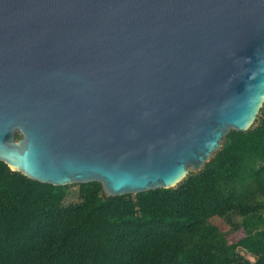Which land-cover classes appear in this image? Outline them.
<instances>
[{"label": "water", "instance_id": "water-1", "mask_svg": "<svg viewBox=\"0 0 264 264\" xmlns=\"http://www.w3.org/2000/svg\"><path fill=\"white\" fill-rule=\"evenodd\" d=\"M264 103V0H0V161L105 196L197 172Z\"/></svg>", "mask_w": 264, "mask_h": 264}, {"label": "trees", "instance_id": "trees-1", "mask_svg": "<svg viewBox=\"0 0 264 264\" xmlns=\"http://www.w3.org/2000/svg\"><path fill=\"white\" fill-rule=\"evenodd\" d=\"M0 264H264V103L169 188L105 196L97 182L40 183L0 161Z\"/></svg>", "mask_w": 264, "mask_h": 264}, {"label": "rangeland", "instance_id": "rangeland-1", "mask_svg": "<svg viewBox=\"0 0 264 264\" xmlns=\"http://www.w3.org/2000/svg\"><path fill=\"white\" fill-rule=\"evenodd\" d=\"M68 188H69V194L67 195L66 200L67 201L75 200L76 198H75L74 191L76 190V187L70 186ZM212 222L217 223L221 229L226 231L227 227H226V225L223 224V222L221 220L213 218ZM240 236H241L240 231H237L235 233H231V232L227 233V239H228V241H231V242L237 240ZM247 257H249V256H247Z\"/></svg>", "mask_w": 264, "mask_h": 264}]
</instances>
